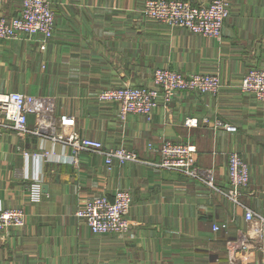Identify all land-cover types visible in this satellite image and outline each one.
Segmentation results:
<instances>
[{
  "label": "crops",
  "instance_id": "1",
  "mask_svg": "<svg viewBox=\"0 0 264 264\" xmlns=\"http://www.w3.org/2000/svg\"><path fill=\"white\" fill-rule=\"evenodd\" d=\"M49 1L55 32L44 49L41 34L0 40V92L54 96L57 113L75 117L82 134L106 149L133 150L141 161L108 167L104 154L81 152L72 163L70 146L0 127V208L27 214L23 227L0 232V264H230L228 240L243 233L259 239L246 209L264 213V102L241 88L252 65L264 67V0H229L221 39L146 18L145 0ZM20 6L0 0V13L16 14ZM156 68L216 72L223 86L216 95L180 91L168 108L150 117L131 113L126 121L115 103L98 101L105 88L152 85ZM189 117L198 125H186ZM28 123L35 127L34 115ZM166 140L196 145V162L212 168L224 190L228 155L240 153L250 170L242 204L152 164ZM33 184L41 188L37 200ZM118 189L132 195L130 233H94L76 210L91 195L113 198ZM225 222L226 229H214ZM234 264H264V250L238 253Z\"/></svg>",
  "mask_w": 264,
  "mask_h": 264
},
{
  "label": "built area",
  "instance_id": "2",
  "mask_svg": "<svg viewBox=\"0 0 264 264\" xmlns=\"http://www.w3.org/2000/svg\"><path fill=\"white\" fill-rule=\"evenodd\" d=\"M142 12L146 18L173 26H180L207 37L221 39L225 19L231 13L229 0H212L207 4L194 5L189 0H145ZM56 14L49 0H21L16 14L0 13V40L23 34L42 35L41 48L55 32ZM152 85H121L101 90L98 101L115 103L118 115L126 121L131 113L150 117L160 104L169 103L176 93L189 91L199 94H218L223 86L219 73H185L177 69L161 68L153 73ZM241 88L264 101V67L252 66L244 75ZM29 115L35 117V127L29 128ZM188 126L198 125V119L189 117ZM228 131L237 127L228 122L219 123ZM0 127L13 129L22 134L33 133L47 141L70 146L69 161L76 163L81 152H98L105 156L110 167L114 160L120 162L141 161L139 155L126 147L106 149L99 139L86 136L77 128L75 117L57 113V101L51 95H33L21 91L0 92ZM196 145L190 142L164 141L159 147L161 158L152 164L177 171L190 179L204 183L208 188L226 195L234 203L242 204V190L250 183L249 165L236 151L228 155V176L230 187H217L212 168L200 166L195 160ZM33 184V199H39L40 186ZM132 195L127 189H118L113 198L106 194H94L86 198L76 210L94 233H130L132 222L130 212ZM248 221H256L254 230L258 233L255 241L249 233L241 234L236 240L227 241V257L234 264L238 253L246 254L250 249L264 250V213L249 208L245 212ZM27 214L22 207L0 208V232L9 228H20L26 224ZM228 223L215 224L214 229H226ZM93 264V263H79Z\"/></svg>",
  "mask_w": 264,
  "mask_h": 264
},
{
  "label": "rangeland",
  "instance_id": "3",
  "mask_svg": "<svg viewBox=\"0 0 264 264\" xmlns=\"http://www.w3.org/2000/svg\"><path fill=\"white\" fill-rule=\"evenodd\" d=\"M252 66L262 67V66H259V65H257V64H256V65L254 64V65H252ZM156 69H161V68H156ZM156 69H155V70H156ZM169 69H170V68H169ZM155 70H154V72H155ZM153 77H154V76H153ZM152 79H153V78H152ZM124 85H127V84H124ZM128 85H132V84H128ZM120 86H121V85H120ZM136 86H140V85H136ZM116 87H117V86H116ZM170 102H171V101H170ZM170 102H169V103H170ZM263 102H264V101H263ZM169 103H166V104L163 103V104H160L159 106L163 105L164 107L168 108V107H169ZM159 106H158V107H159ZM155 110H156V109H155ZM187 119H188V118H187ZM127 149H128V148H127ZM129 150H130V149H129ZM158 150H159V149H158ZM132 151H133V150H132Z\"/></svg>",
  "mask_w": 264,
  "mask_h": 264
}]
</instances>
